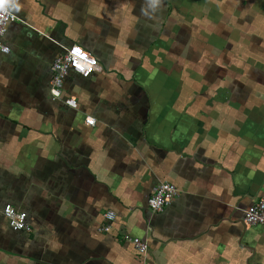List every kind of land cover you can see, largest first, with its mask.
<instances>
[{"label":"crops","instance_id":"0c3cea01","mask_svg":"<svg viewBox=\"0 0 264 264\" xmlns=\"http://www.w3.org/2000/svg\"><path fill=\"white\" fill-rule=\"evenodd\" d=\"M10 8L21 20L0 52V264H264V227L243 218L264 197V0ZM73 44L101 69L71 71L53 99V60ZM164 181L178 195L153 212ZM6 203L32 231L10 227Z\"/></svg>","mask_w":264,"mask_h":264},{"label":"built area","instance_id":"2783aa9c","mask_svg":"<svg viewBox=\"0 0 264 264\" xmlns=\"http://www.w3.org/2000/svg\"><path fill=\"white\" fill-rule=\"evenodd\" d=\"M11 0H0V52L8 53L10 48L4 42V35L8 26L13 21L21 20L10 8ZM101 69L98 58L77 44L63 46V51L59 53L52 63V77L50 93L53 99H61L64 90V81L69 73L76 72L85 77L91 76ZM65 102L73 107L77 106L75 97H68ZM88 124H95L94 118H87ZM178 187L172 182H161L153 190L148 199V204L153 212L162 211L178 195ZM3 214L8 219L10 227L15 231H32V226L28 222V213L17 209L12 203L3 206ZM107 223L101 228L103 231H110L113 228L112 222L116 218L114 211L105 213ZM244 223L247 226L262 225L264 227V197L246 208L244 212ZM123 238L132 243L140 254H146L149 245L140 237L124 233Z\"/></svg>","mask_w":264,"mask_h":264}]
</instances>
